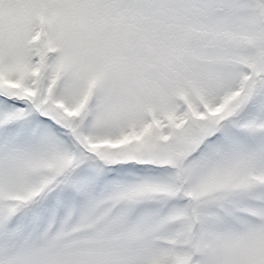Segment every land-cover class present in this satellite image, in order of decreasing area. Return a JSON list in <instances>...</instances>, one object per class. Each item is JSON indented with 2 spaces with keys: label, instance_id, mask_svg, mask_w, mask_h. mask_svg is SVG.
Segmentation results:
<instances>
[{
  "label": "snow or ice",
  "instance_id": "snow-or-ice-1",
  "mask_svg": "<svg viewBox=\"0 0 264 264\" xmlns=\"http://www.w3.org/2000/svg\"><path fill=\"white\" fill-rule=\"evenodd\" d=\"M0 264H264V0H0Z\"/></svg>",
  "mask_w": 264,
  "mask_h": 264
}]
</instances>
